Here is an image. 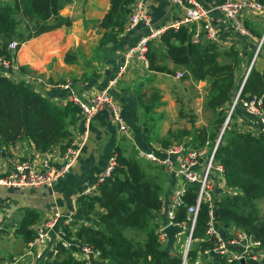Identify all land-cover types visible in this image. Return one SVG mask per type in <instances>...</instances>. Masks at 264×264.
Here are the masks:
<instances>
[{
  "label": "trees",
  "instance_id": "1",
  "mask_svg": "<svg viewBox=\"0 0 264 264\" xmlns=\"http://www.w3.org/2000/svg\"><path fill=\"white\" fill-rule=\"evenodd\" d=\"M69 1L0 0V55L12 59L9 45L15 40L22 45L45 33L71 27L73 19L61 14ZM134 1L111 0V8L100 24L105 30L101 47L117 41ZM258 1L264 6V0ZM161 44V49L150 44L147 57L151 71L176 75L165 64L170 61L176 67L185 69L184 79L208 83L204 109L216 115L212 123L214 131L210 128L208 132V127L199 130L190 143L193 147H203L217 138L228 118V107L240 88L236 85L239 58L235 52L222 54L214 43L193 42L192 34L186 28L167 31L161 38ZM73 59L69 53L65 61L73 63ZM253 97L262 99L264 109V70L253 68L244 84L241 98ZM159 99L158 95H154L150 101L152 105H146V110L150 111L156 106ZM235 115L234 112L223 134L216 160L224 167L226 187L239 193L216 198L215 216L222 228L242 229L264 247V219L256 206L258 201L264 200V133L256 136L237 130L233 127ZM79 119L80 109L74 102L55 103L26 81L0 75V157L7 146L23 137L41 153L50 152L53 147L68 141L63 147L64 154L72 145L69 127ZM194 122L193 118L191 123ZM191 135L189 130L170 131L169 139L163 140L162 144L168 147ZM170 138L175 141L171 142ZM117 164L111 176L100 184L97 194L78 197L76 215L81 226L74 237L81 245L99 251L100 259L106 264H182L181 255L166 250L157 234L159 225L155 222L156 213L162 206L164 189L161 173L156 167L138 159L136 151L126 157L119 149ZM197 190L198 185L188 188L184 205L177 213L178 222L187 220V211L196 202ZM39 220L38 213L27 211L15 236L30 244L36 238L33 227ZM208 221V205L202 204L193 231L194 240L205 237ZM130 232L134 235H129ZM211 248L212 244L200 242L190 251L189 262L196 264L199 252ZM56 249L57 256L50 257L47 264H86L72 255V251H78L74 245L68 250L65 245L58 244ZM200 264L240 262L215 258V262L203 260ZM247 264H264V259L248 260Z\"/></svg>",
  "mask_w": 264,
  "mask_h": 264
},
{
  "label": "crops",
  "instance_id": "2",
  "mask_svg": "<svg viewBox=\"0 0 264 264\" xmlns=\"http://www.w3.org/2000/svg\"><path fill=\"white\" fill-rule=\"evenodd\" d=\"M195 1L210 10L213 23L218 29L219 42L216 44L218 50L222 54L235 52L239 58L236 71L237 88L247 79L253 68L263 71L264 48L259 52L253 65L252 62L256 56L258 44L264 37V28H262L264 12L244 15L245 25L248 26L251 35L243 36L234 30L232 21L220 10L219 7L224 0ZM110 8L111 0H70L61 14L73 19L71 27H62L45 33L21 45L15 59L18 70L17 81H26L38 93L50 98L55 103L71 101L75 97L87 98L94 92L105 88L119 70L120 64L124 62V54L127 49L136 45L138 39L148 32L143 25L132 33H127L124 27L123 32L118 34L117 41L109 42L105 47H101L105 30L100 27V24ZM145 11L157 26L181 15L179 9L171 10L169 0H145ZM201 37V44H208L209 41L205 35H201ZM154 46L163 48L161 42ZM162 50L164 51V49ZM69 53L73 55V63L65 61ZM165 64L174 70L176 75L153 72L150 67L140 61H135L111 90V94L122 106V115L129 129L127 134L119 131L118 127L110 121L106 112H101L91 123L88 140L70 173L56 181L53 187H39L22 191L0 187V261L47 264L49 252L35 253L31 258L29 244H25L21 237L15 236L23 217L29 210L39 214V223L50 219L54 211L59 213L60 219L49 233L50 249L61 243L76 247L81 245L74 237V233L81 226L76 215V201L79 196H82L84 189L98 182L111 160L118 155L119 149L127 157L136 149L142 152L158 153L161 148H165L162 141L168 137L170 129L168 124L164 128V120H159L160 117L157 119L152 110L164 106L162 102L167 101L169 94L157 91L151 95L146 88H150L149 90L153 92L152 87L157 85L158 81L170 82L169 78L177 81L179 80L178 73H183V75L185 73L184 68L176 67L170 61ZM251 65L252 68L249 72ZM183 81L187 82L190 87L198 84L197 90L205 88V95L202 98L203 105L208 83L184 78ZM154 95L159 96V103L147 111L146 105H152L150 101ZM172 105L174 106V103ZM230 107L228 108L230 109ZM166 109L168 112L171 110V108ZM170 114V117L174 118L173 111H170ZM235 114L234 124L241 131L246 130L256 136L258 133H262L261 123L255 116L248 114L241 105L236 109ZM207 127L204 125L201 130ZM209 130L208 127V132ZM69 131L72 144L79 143L83 132L81 120L70 125ZM67 142L64 141L53 147L50 152L41 153L33 143L23 137L5 148L0 157V176L8 173L21 160H31L35 164H39L42 159L49 158L54 162L55 167L62 166L63 147ZM182 142L191 143L190 139H185ZM161 175L164 183L161 198L164 203L163 207L161 206L157 211L155 220L159 228L166 225L165 211L168 198L174 188V182L170 184L165 176ZM225 183L224 178V181L216 186L215 197L217 199L228 196V188ZM230 190L232 195L239 193L232 188ZM218 229L223 236L232 231V228L224 229L221 226ZM233 249L241 251L239 247ZM72 253L74 252L72 251ZM201 259L208 263L215 262V258L212 256L208 259L201 257ZM91 264H106V262L100 258H92Z\"/></svg>",
  "mask_w": 264,
  "mask_h": 264
},
{
  "label": "built area",
  "instance_id": "3",
  "mask_svg": "<svg viewBox=\"0 0 264 264\" xmlns=\"http://www.w3.org/2000/svg\"><path fill=\"white\" fill-rule=\"evenodd\" d=\"M171 10L179 9L181 15L177 18H171L163 25H155L151 17L145 11V0H135L130 6V14L127 17L125 31L132 33L139 26L147 28V34L142 35L136 45L127 49L124 54V62L120 64L119 70L115 76L110 79L108 85L91 94L87 98L75 97L71 101L80 109V120L83 124L81 141L68 147L62 157L63 164L55 167L54 162L49 158H44L39 164L31 160H21L5 175L0 176V187L12 190H27L39 187H53L54 183L61 178L66 177L74 163L80 157L82 149L89 137L91 123L94 118L101 112H106L110 121L118 127L121 133L127 134L129 129L122 115V106L117 99L111 94V90L118 84L120 79L125 75L127 69L135 61H140L147 67L148 51L150 44L161 42L162 36L170 30L178 31L186 28L192 34V40L195 43H201V35L214 44H218V29L214 25L210 10L195 0H169ZM220 10L232 21L234 30L243 36H250V31L245 25V14H260L264 12V6L258 0H224L220 5ZM264 36V35H263ZM264 46V37L258 44L256 56L252 62L255 63L259 52ZM21 44L15 40L10 43L9 50L12 53V59H7L0 55V75L8 74L13 80H17L18 70L15 65V59ZM252 65L249 69L251 71ZM248 72V74H249ZM183 74L178 73V78ZM247 80V79H246ZM246 80L242 83L241 88L235 95L234 101L228 111L226 125L224 124L223 133L231 121V117L237 106L241 105L245 111L257 118L262 125L264 133V109L262 99L253 97L251 99H242L241 94ZM64 87V86H61ZM67 88V87H65ZM222 133V134H223ZM222 135L218 137L215 145L212 147L208 141L203 147H193L188 142H176L168 147L161 148L157 153L142 152L136 149L137 157L147 165L156 167L158 172L163 174L171 184L174 182V188L168 198L166 208V225L159 228L157 234L159 242L165 248L168 238L164 233L167 226L174 225L183 229L182 234L177 236L178 244L180 237L187 233L184 239V245L179 251L182 264H190L189 253L193 249V231L197 224V217L202 204H207L209 209V221L207 224L206 235L200 242L212 244V248L199 252L196 264L203 260L201 257L212 256L218 260L227 262L238 261L241 259L260 261L264 259V247L261 242L256 240L252 235L242 229L232 228L226 236L219 232V223L215 216L216 210V186L224 181V167L216 160V153L221 142ZM76 145V146H74ZM117 155L111 160L106 171L97 183L87 186L82 196L95 195L99 191V186L108 177L117 166ZM191 185H198L197 198L194 205L190 206L187 211V220L177 221V213L184 205V197ZM228 188V187H227ZM228 195L232 191L228 188ZM164 202H162L163 204ZM163 207V206H162ZM60 219L57 211L53 216L36 225V238L29 244V256L32 258L35 253L49 252V257L57 256L56 246L50 249L49 233L54 229ZM68 250L73 245L63 244ZM76 247V246H75ZM239 247L241 251H235L233 248ZM78 251L72 254L76 260L84 261L91 264L92 258H100V252L86 245L77 246ZM182 253V254H181ZM21 261H0V264H22Z\"/></svg>",
  "mask_w": 264,
  "mask_h": 264
},
{
  "label": "rangeland",
  "instance_id": "4",
  "mask_svg": "<svg viewBox=\"0 0 264 264\" xmlns=\"http://www.w3.org/2000/svg\"><path fill=\"white\" fill-rule=\"evenodd\" d=\"M262 23H263L262 28H264V21ZM4 76L9 77L8 74H5ZM177 78H178V75H177ZM169 80H170V82H165V81L159 82L158 81V84L157 85L155 84L152 87L153 92L149 90L150 88H146V89H148L147 91H149V94H151V95H152V93H156L157 91L165 92V93L169 94V96L167 97V101L162 102V103H164V106L159 107L157 110L155 109L156 111L154 109L152 110L153 114L155 112L156 118L160 117L159 120H162V121L164 120V128H166V125L168 124V127L170 129L169 132L170 131L176 132V131L189 130V131H191L192 135L189 137H184L182 140L190 139V141L191 140L193 141L195 139V137H197L198 131L201 130V127H203L204 125H207L209 128H211L213 130L214 128H213L212 123L215 120L216 115L210 111H205L204 109L202 110V107L204 108V104L202 105V101H203L202 98H203V95H205L204 94L205 88L202 87L200 90H197L196 86L198 84L195 86L192 85V87H190V85L187 82L183 81V78H179V80H177V81L173 80L172 78H169ZM240 88H241V85H240ZM172 103H174V106L172 105ZM166 108H171L170 111H173L172 115L174 118L170 117V115H171L170 111L168 112ZM181 115H183V116H181ZM176 116H178L179 119H178V117L176 118ZM195 117H196V119H195ZM193 118L195 120L194 124L191 123ZM233 123H234V121H233ZM235 125L233 127H235L237 130L241 131V129H239ZM223 128H224V125H223V127H221V130L219 131V134L217 135V138L215 140H213V141L210 140L212 147L215 145L218 137H220L221 135L223 137V134H224ZM241 132L249 133V131H246V130H242ZM193 134H194V137H192ZM259 134H261V133H258V135ZM168 135H169V133H168ZM169 137L170 136H168L166 139H169ZM170 141L173 142V141H175V139L170 138ZM256 206L259 209L261 218L264 219V200L258 201L256 203ZM38 224H39V222H38ZM35 227H36V225L34 226V229H35ZM129 235H134V233L130 232ZM186 235H187V233H185L182 237H180V241L178 242L177 245H174L173 250H171L172 252L179 253V251L182 249V247L184 245V239H185ZM198 245H199L198 240L193 242V249L196 248ZM165 249H166V247H165ZM77 250L79 252L78 248H77ZM49 258L50 257H48V259ZM206 259H208V257H206Z\"/></svg>",
  "mask_w": 264,
  "mask_h": 264
},
{
  "label": "water",
  "instance_id": "5",
  "mask_svg": "<svg viewBox=\"0 0 264 264\" xmlns=\"http://www.w3.org/2000/svg\"><path fill=\"white\" fill-rule=\"evenodd\" d=\"M227 123V122H226ZM225 123V125H226ZM183 229L179 226H174V225H170L167 226L164 229V233L166 234L167 238H168V242L166 245V250L171 251L174 248V245L177 242V236L182 234ZM240 264H247L246 259H241L240 260Z\"/></svg>",
  "mask_w": 264,
  "mask_h": 264
}]
</instances>
